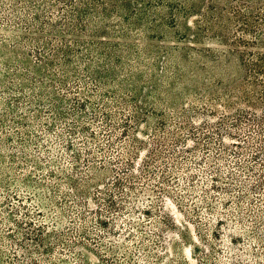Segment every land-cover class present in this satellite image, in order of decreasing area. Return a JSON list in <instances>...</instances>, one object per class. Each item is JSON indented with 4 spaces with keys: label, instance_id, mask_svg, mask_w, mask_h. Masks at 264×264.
I'll use <instances>...</instances> for the list:
<instances>
[{
    "label": "rangeland",
    "instance_id": "obj_1",
    "mask_svg": "<svg viewBox=\"0 0 264 264\" xmlns=\"http://www.w3.org/2000/svg\"><path fill=\"white\" fill-rule=\"evenodd\" d=\"M236 1L0 0V264H264Z\"/></svg>",
    "mask_w": 264,
    "mask_h": 264
},
{
    "label": "trees",
    "instance_id": "obj_2",
    "mask_svg": "<svg viewBox=\"0 0 264 264\" xmlns=\"http://www.w3.org/2000/svg\"><path fill=\"white\" fill-rule=\"evenodd\" d=\"M90 1L91 0H86V2L83 3H88L87 5H91L92 2ZM236 2L237 5H230L226 10L223 7L218 6H215V8L211 9L210 14H208L206 17V22L208 23L204 29L210 28L211 25H209V23H217V26L219 27L220 40L222 42L232 40V42L238 46L231 49L229 53L236 56L239 66L245 76L243 81L252 82V85L254 86V91L252 94H247L245 98H247L248 102H251L253 107L258 106L260 110L263 111V114L261 115H257L255 112H253L252 115L244 114V118L255 121V125L259 127L258 133L263 134L264 136V51H252L249 49L239 48L240 46L248 47L264 44L263 34H258L260 30L264 33V4L262 7L256 6L253 8L248 4V0H237ZM100 3L101 4L99 7L101 10L96 13H98L97 16H104L107 9L105 7L106 2L100 1ZM225 12L229 13L231 17L225 14ZM94 14L95 12L93 13L90 11V8L83 11V16L80 18L81 20L79 21L78 25L79 30L86 31L87 28L90 27V24L87 22V20H91V17H95L93 16ZM68 15H70V13ZM170 18H173V16H170ZM93 19H96V17ZM215 20L219 21L215 22ZM230 23H235L236 27L239 28L243 34L253 35V37L246 38L243 35H234V37H229L230 32L228 26H231ZM63 25L66 26V23ZM66 30H70V28H66ZM113 58L116 59L117 63L120 62V54L114 55ZM113 74L114 73H110V76H103L102 82L115 83L116 79ZM231 89L232 88L230 87L224 86L222 91L226 95L234 96V93L232 92L233 90ZM253 95L255 97H253ZM262 146L264 148V145Z\"/></svg>",
    "mask_w": 264,
    "mask_h": 264
}]
</instances>
